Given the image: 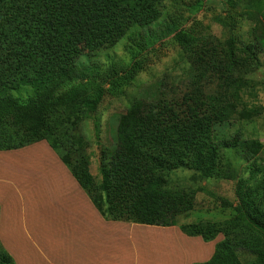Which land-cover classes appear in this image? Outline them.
<instances>
[{"label": "trees", "instance_id": "16d2710c", "mask_svg": "<svg viewBox=\"0 0 264 264\" xmlns=\"http://www.w3.org/2000/svg\"><path fill=\"white\" fill-rule=\"evenodd\" d=\"M6 1L16 3L18 12H4V0H0V151L46 141L105 220L177 226L189 237L211 242L222 231L216 224H178V218L191 211L193 194L171 190L170 175L186 168L199 172L202 178L230 177L226 169L232 165L226 152L239 150L250 175L240 179L234 170L238 180L234 222L255 239L227 236L216 244L209 261L194 264H244L243 257L252 258L253 264H264V143L241 135L216 142L203 141L200 136L204 124L240 116L241 66L259 64V52L251 45H242L245 56H239L234 36L220 51L219 44L191 51L190 93L181 103L158 100L143 116L123 115L116 143L103 156V179L96 183L81 127L106 96H121L146 64L134 58L122 69L112 66L102 73L97 69L88 72L69 53L80 45L89 52L113 46L133 27L149 28L162 14L154 0ZM245 1L247 8L262 13L260 1ZM227 4L232 10L237 3L227 0ZM167 22L180 46L191 50L196 45L198 36L183 30L178 19ZM226 25L231 32L236 28L235 22ZM147 36L134 41L139 49H148ZM257 39L264 44V36ZM85 82L94 86L91 92L82 90ZM211 85L215 88L208 93ZM25 87L34 93L17 97L14 91ZM253 113L258 115L256 110ZM0 264H16L1 241Z\"/></svg>", "mask_w": 264, "mask_h": 264}, {"label": "rangeland", "instance_id": "374dc122", "mask_svg": "<svg viewBox=\"0 0 264 264\" xmlns=\"http://www.w3.org/2000/svg\"><path fill=\"white\" fill-rule=\"evenodd\" d=\"M258 1L262 13L247 8L245 0H236V7L232 10L227 0H154L153 5L159 9L162 17L149 28L135 26L113 46L94 52H89L81 45L70 51L73 61L88 72L97 69L102 73L112 66L122 69L129 66L134 58L143 59L146 64L145 69L121 96H106L97 112L81 127L88 142L89 170L96 183L103 179V156L116 143L115 136L121 117L128 114L143 116L152 103L161 99L181 103L191 90V51L200 46L216 44L220 45V51L221 46L232 36L237 40L236 46L240 47L235 53L244 57L245 51L241 46L251 45L259 52V64L249 66L248 62L242 63L244 75L238 80L242 87L238 107L240 116L223 123H206L202 126L200 136L203 141L216 142L241 135L264 143V44L257 39L264 36V0ZM2 7L7 10L4 12H18L13 1L4 0ZM169 18L178 19L183 30L198 36L199 40L191 50L184 49L175 41L174 35L168 30ZM19 21L23 22L20 16ZM226 22L236 23L233 32ZM146 34L148 49H139L134 41L138 42ZM93 88L90 82L82 84L84 92H91ZM214 88V85L208 86L207 92H212ZM14 92L20 98L34 93L30 87ZM254 110L258 115L253 113ZM226 153L232 165L226 169V175L230 177L214 175L202 178L199 172L186 168L171 173V190L193 194V207L188 214L178 218V224L198 223L206 226L214 223L222 229L214 241H222L227 236L230 239L239 237L243 241H253L255 236L234 222V207L238 203V180L234 179V170L240 179L249 177L247 161L239 150L229 149ZM153 238L156 239L155 236ZM242 259L244 264L254 262L252 258Z\"/></svg>", "mask_w": 264, "mask_h": 264}, {"label": "crops", "instance_id": "0c3cea01", "mask_svg": "<svg viewBox=\"0 0 264 264\" xmlns=\"http://www.w3.org/2000/svg\"><path fill=\"white\" fill-rule=\"evenodd\" d=\"M0 241L16 264L204 263L219 242L105 220L46 141L0 151Z\"/></svg>", "mask_w": 264, "mask_h": 264}]
</instances>
